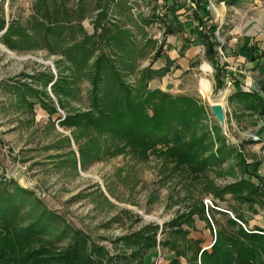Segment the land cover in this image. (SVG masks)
<instances>
[{
  "label": "rangeland",
  "instance_id": "rangeland-1",
  "mask_svg": "<svg viewBox=\"0 0 264 264\" xmlns=\"http://www.w3.org/2000/svg\"><path fill=\"white\" fill-rule=\"evenodd\" d=\"M38 1L0 0V23L5 21L6 26L16 24L17 28L26 32V38H31H27V42L25 38L22 40L15 36L22 48L11 51L1 42L0 36V44L18 57L14 58L0 49V192L13 194L17 184L32 192L44 208L52 212L59 222L61 220V226H55L52 235L45 237L56 243V249L67 247L70 243V238L57 240L61 230L70 227L81 231L92 243L106 249L108 259L124 253L130 256L134 248L126 247L122 239L141 232L149 235L151 227L158 226L156 248L160 244L164 251L166 249L163 243L171 241L178 244L181 254L188 252L187 256L193 260L197 252L196 246L187 242V238L174 235L175 229L171 226L173 221H178L180 216L189 213L191 207L201 199L205 205L206 217L196 214L193 216V225L185 223L182 229L201 232L208 223L216 240L217 231L228 229V219L236 217V207L240 202L229 194L221 201L207 191L206 180L186 179L182 173L175 172L171 163H166L154 153L148 158H139L129 150L117 155L104 150L98 158L90 157L83 165L79 151L88 140L81 139L76 143L74 134L77 130L64 127L59 122L69 112L87 110L90 84L86 80H76L74 96L72 94L73 97L69 100L66 98L65 109L59 104L52 86L60 77L71 75V64L62 54L50 50V47H55L54 44L44 41V31L31 22ZM112 1L111 11L103 17L102 24L111 23L128 31L134 42L130 45L133 50L131 62L139 69L150 66L154 69L155 53L158 50L164 52L166 46L163 21L170 22L169 7L180 0ZM93 3L94 0H85L83 4L85 15L82 25L89 34L94 33L98 17V12H93ZM78 4V0H67L70 10L76 9ZM184 8L179 12H189L188 6ZM155 17H160V20ZM215 34L219 35L218 43L225 45L221 27L217 28ZM104 50L110 53L109 47H104ZM218 53L223 57V52L220 53L219 49ZM262 63L264 65V52ZM209 66H197L191 75L178 78L181 92L176 95L200 99L208 114L207 124L214 131L219 130L226 145L235 146L246 162L264 159L262 142L253 141L254 136L264 138L260 122L264 113H256L257 123L250 127L244 101L235 100L230 103L227 96L229 94L224 92L220 95V92L211 90V80L206 76L212 71ZM250 71L264 97V70ZM42 74L52 75L54 81L45 84L47 79L42 78ZM135 79L136 76L133 75L128 77L132 84ZM15 85L33 87L38 91L41 101L56 107L58 112L50 115L37 98L31 100L32 97L22 88L27 101L36 103L30 109L27 103L22 102L11 91V87ZM216 100H220L226 109V132L211 111V103ZM212 137L217 139L214 132ZM104 142L105 140L102 141V146ZM218 147L219 144H216L214 150ZM238 163L240 160L236 157L228 158L221 168H215L220 175L209 172V181L218 188H225L246 179L247 175H243ZM232 168L235 170L233 173ZM30 212L26 208L21 209L18 214L24 219L21 221L24 227L36 221L41 214ZM238 223L249 231L242 221ZM196 263L201 264L199 257ZM103 264L110 263L105 260Z\"/></svg>",
  "mask_w": 264,
  "mask_h": 264
},
{
  "label": "trees",
  "instance_id": "trees-1",
  "mask_svg": "<svg viewBox=\"0 0 264 264\" xmlns=\"http://www.w3.org/2000/svg\"><path fill=\"white\" fill-rule=\"evenodd\" d=\"M84 1L78 0L77 8L70 10L67 0H39L31 21L35 27L44 31V41L54 44L55 47H50V50L62 54L71 64V75L60 77L52 86L59 104L65 109L66 98L69 100L74 96L76 80H86L90 84L87 110L69 112L59 122L64 127L77 130L74 134L76 143L81 139L88 140L79 151L82 164L90 157L98 158L104 150L111 152V155L129 150L139 158H148L154 153L166 163H171L175 172L182 173L186 179L206 180L207 191L221 201L225 200L227 194L240 204L263 197L262 181L256 184L243 178L225 188H218L209 181V172L220 175L215 168H221L228 158L236 157L240 160L238 165L243 175L249 174L251 165L242 158L235 146L226 145L219 130L214 131L207 124L208 114L200 99L173 95L149 87L152 80L166 76L170 68L155 70L150 66L139 69L131 62L133 50L130 45L134 42L130 33L111 23L104 25L101 22L111 11L112 0H94L93 12H98V17L93 34H89L82 25L85 15ZM203 17L210 21V15L206 12ZM155 18L160 20V17ZM163 23L167 34L174 32L168 21ZM5 28L6 22L2 21L0 31ZM216 30L217 27L211 23L207 33L199 34L206 48L207 60L218 69L216 59L220 43L215 35ZM15 36L22 40L25 38L27 42L31 40L26 38V32L17 28L16 24H9L1 42L11 51L22 48ZM106 46L110 48L109 54L104 50ZM161 56L162 52L158 50L155 61ZM130 75L136 76L134 84L128 80ZM41 77L47 79L45 84L54 81L52 75L42 74ZM22 88L32 97L31 100L37 98L50 115L58 112L56 107L42 102L38 91L33 87H11L16 97L27 103L30 109L36 103L27 101ZM240 100L245 102L247 109L264 113V97L260 91L253 90L252 94H242ZM213 132L217 136L216 140L212 137ZM216 144L219 147L214 150ZM234 171L232 168L231 172ZM26 208L32 214H41L36 221L24 227L21 225L24 219L18 214L21 209ZM205 213V205L200 199L191 207L189 213L180 216L178 221H173L171 226L175 229L174 235L187 238L188 231L182 229L183 224L191 226L194 215L205 218ZM236 219L242 221L239 215H236ZM227 223L228 229L217 231L211 251L201 253V264H264V231H247L230 218ZM61 224V220L59 222L52 212L44 208L32 192L17 184L13 194L1 191L0 264H103L105 260L110 264H144L147 254L156 249L158 226H152L149 235L141 232L122 239L126 247L134 248L130 256L124 253L108 259L106 249L92 243L81 231L70 227L61 230L57 238L58 241L70 238V243L67 247L56 249V243L46 240L45 237L52 235L55 226ZM163 246L172 251L178 249V244L171 241H165ZM198 255L199 252H196L191 264H197Z\"/></svg>",
  "mask_w": 264,
  "mask_h": 264
},
{
  "label": "crops",
  "instance_id": "crops-1",
  "mask_svg": "<svg viewBox=\"0 0 264 264\" xmlns=\"http://www.w3.org/2000/svg\"><path fill=\"white\" fill-rule=\"evenodd\" d=\"M179 2L172 3L173 8L169 7L171 10L169 24L174 32L167 34L164 28L166 46L162 56L154 61L155 70L169 67L170 71L166 76L152 80L149 87L176 95L181 92V82L178 78L191 75L197 66L210 65L209 70L212 71L206 76H209L211 80L210 82L207 79L211 90L215 93L220 92V95L224 92L229 94L227 96L230 103L240 100L242 94H252L253 90H261L253 80L251 76L253 72L250 70H264L261 58L264 52V0H218L216 10L210 13V21H205L203 17L205 15L204 3L197 0H180ZM185 6H188L189 12H179ZM184 16L187 17L184 18ZM200 20H202L201 24ZM211 23L217 28L221 27L225 38V45H221L223 57L218 53L216 59L219 64L218 69L207 60L206 48L199 34V32L207 33L208 25ZM7 28L8 25L0 31L1 37ZM200 70L204 72V69ZM256 118L254 111L250 109L246 111V119L250 127L257 123ZM247 163L251 166L246 179L256 184L262 181L264 184V159L258 162L251 159L247 160ZM235 215H239L249 231H264V196L240 204L236 207ZM233 219L240 221L236 217ZM187 239L192 246L193 244L196 246L199 258L203 251L210 252L216 241L208 223L201 232L188 231ZM165 249L166 264H174V262L191 264V258L187 256L188 252L185 255H178L179 246L175 251L167 247ZM155 256L156 250L149 252L144 258V264H153Z\"/></svg>",
  "mask_w": 264,
  "mask_h": 264
},
{
  "label": "built area",
  "instance_id": "built-area-1",
  "mask_svg": "<svg viewBox=\"0 0 264 264\" xmlns=\"http://www.w3.org/2000/svg\"><path fill=\"white\" fill-rule=\"evenodd\" d=\"M197 1L204 3V9H205L206 14L210 15V13H212L216 10V5H217L218 0H197ZM205 21H208L207 17L205 18ZM216 38L218 40L219 35H216ZM218 49L221 53L222 52L221 51V45L218 47ZM260 122H261V128H263V130H264V117L261 118ZM253 138H254L253 139L254 142H262V145L264 146V138H262L261 136H254ZM166 263H167V256L164 253V251L162 250L161 245L159 244L158 247L156 248V256H155V259L153 261V264H166Z\"/></svg>",
  "mask_w": 264,
  "mask_h": 264
},
{
  "label": "water",
  "instance_id": "water-1",
  "mask_svg": "<svg viewBox=\"0 0 264 264\" xmlns=\"http://www.w3.org/2000/svg\"><path fill=\"white\" fill-rule=\"evenodd\" d=\"M52 86V85H51ZM211 111L219 122L221 128L226 132V110L222 103L217 100L211 103Z\"/></svg>",
  "mask_w": 264,
  "mask_h": 264
},
{
  "label": "bare ground",
  "instance_id": "bare-ground-1",
  "mask_svg": "<svg viewBox=\"0 0 264 264\" xmlns=\"http://www.w3.org/2000/svg\"><path fill=\"white\" fill-rule=\"evenodd\" d=\"M0 49L5 53H9V55H11L12 57H14V58H17L18 59V57L15 55V54H13V53H11L7 48H5L3 45H1L0 44Z\"/></svg>",
  "mask_w": 264,
  "mask_h": 264
}]
</instances>
